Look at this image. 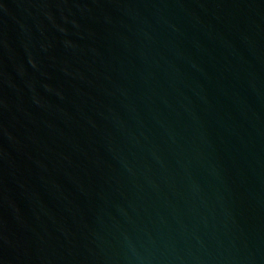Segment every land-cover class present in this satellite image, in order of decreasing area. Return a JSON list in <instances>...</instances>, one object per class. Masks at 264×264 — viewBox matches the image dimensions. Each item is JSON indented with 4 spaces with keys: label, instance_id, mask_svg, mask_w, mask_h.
Masks as SVG:
<instances>
[{
    "label": "water",
    "instance_id": "water-1",
    "mask_svg": "<svg viewBox=\"0 0 264 264\" xmlns=\"http://www.w3.org/2000/svg\"><path fill=\"white\" fill-rule=\"evenodd\" d=\"M0 264H264V0H0Z\"/></svg>",
    "mask_w": 264,
    "mask_h": 264
}]
</instances>
